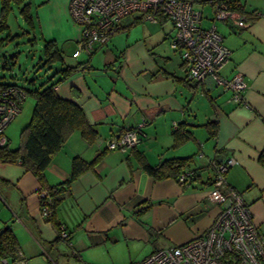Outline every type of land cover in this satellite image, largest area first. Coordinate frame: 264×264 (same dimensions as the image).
Returning a JSON list of instances; mask_svg holds the SVG:
<instances>
[{
    "label": "crops",
    "instance_id": "obj_1",
    "mask_svg": "<svg viewBox=\"0 0 264 264\" xmlns=\"http://www.w3.org/2000/svg\"><path fill=\"white\" fill-rule=\"evenodd\" d=\"M30 1L41 44L54 40L64 64H80L55 90L82 107L97 136L89 142L72 132L45 168L43 184L21 165L0 160V231L13 232L27 264H130L190 240L218 212L219 206L207 200L212 162L230 156L235 163L226 180L264 234V166L258 161L264 148V0H239L253 13H238V23L232 24L212 22L211 14L204 18L197 8L208 22L204 27L214 24L230 49L220 74H242L246 104L233 101L221 87L203 92L201 84L185 80L179 53L170 45L172 26L163 27L169 20L160 24L139 13L127 15L107 42L72 56L79 27L71 20L70 0ZM199 4L213 11L210 3ZM165 39L170 54L159 46ZM208 121L216 123L213 134L205 127ZM141 122L143 136L135 146L107 147L124 128ZM177 130L184 136L178 142ZM186 156L192 158L189 169L198 173L186 187L173 177H152L139 159L154 165ZM74 157L93 163L60 191L51 216L42 215L37 192L65 181ZM59 224L71 245L59 238ZM12 263L13 256L0 257V264Z\"/></svg>",
    "mask_w": 264,
    "mask_h": 264
},
{
    "label": "built area",
    "instance_id": "obj_2",
    "mask_svg": "<svg viewBox=\"0 0 264 264\" xmlns=\"http://www.w3.org/2000/svg\"><path fill=\"white\" fill-rule=\"evenodd\" d=\"M139 13L145 20L156 21V13L166 16L172 26L170 45L178 51L185 77L201 84L202 91L217 86L231 92V99L246 104V83L239 71L229 77L220 70L229 60L230 49L212 24L202 25L203 14L189 0H70L71 20L79 27L78 47L72 56L91 53L95 44H103L119 29V21ZM238 13L223 2L213 4L212 22L238 23ZM26 97L18 84L0 81V146L7 142L5 129L20 111ZM141 122L124 128L107 143L109 149L126 151L142 138ZM235 163L230 156L213 161L214 175L207 193L209 203L217 204L218 212L206 230L183 243L163 247L130 264H264V234L252 221L251 211L238 190L228 184L226 173ZM187 169L180 174L184 179ZM41 213L49 215L47 192H37ZM59 238L71 245L70 235L63 224L58 226ZM12 264H27L20 249L13 255Z\"/></svg>",
    "mask_w": 264,
    "mask_h": 264
},
{
    "label": "trees",
    "instance_id": "obj_3",
    "mask_svg": "<svg viewBox=\"0 0 264 264\" xmlns=\"http://www.w3.org/2000/svg\"><path fill=\"white\" fill-rule=\"evenodd\" d=\"M189 1L191 3H210L211 5L215 2H223L230 10L239 14L249 16L253 13V11H247L239 0ZM13 4L19 7V13L28 26L34 28L30 0H0V31L7 28L6 15L11 10ZM140 18H142V15H140ZM166 20L168 18L161 12L156 13V22L162 24ZM251 20H253V17ZM42 53V64L44 66H48V69H51L53 64H56L58 67L51 76L47 77L41 83L37 84L33 80H30V84L33 85L31 89L21 86L26 94H30L33 97L31 115L20 131L19 144L14 148L9 147L7 142L0 146V160L21 165L43 184L45 168L72 132L79 131L87 141L91 142L96 138L97 131L94 125L88 121L79 104L71 99L59 96L55 90V85L74 70L78 69L80 64H64L62 49L54 40L43 42ZM56 74L60 76L58 79L53 80ZM185 80L190 81L186 77ZM205 127L209 133L213 134L217 126L216 123L208 121L205 123ZM183 137V133L178 130L175 131L177 142ZM139 159L141 167L156 179L173 177L183 187L197 180V169H189L188 167L192 159L190 156L164 159L154 165L149 164L141 157ZM258 161L264 166V148L259 152ZM92 163L93 161H85L80 157H74L72 159L69 177L65 181L47 187L46 192L50 199L48 216H51V213L62 198L60 191L65 190L78 173L84 168L91 166ZM186 169L188 174L185 175L184 179L180 180V174ZM17 249L16 237L9 228L5 227L0 231V257L13 256Z\"/></svg>",
    "mask_w": 264,
    "mask_h": 264
},
{
    "label": "rangeland",
    "instance_id": "obj_4",
    "mask_svg": "<svg viewBox=\"0 0 264 264\" xmlns=\"http://www.w3.org/2000/svg\"><path fill=\"white\" fill-rule=\"evenodd\" d=\"M193 5L203 11L204 18L207 17L205 14L213 16L209 5L204 6L197 2H194ZM216 23L219 24V21L217 20ZM6 24L7 28L0 31V81L14 82L24 88L31 89L33 85L30 84V80L37 84L41 83L51 76L58 66L53 64V67L48 69V66L42 64V44L37 27L34 25L35 28L32 29L28 26L19 13L18 6L14 4L11 6V10L6 15ZM202 25L207 26V20H202ZM163 27L165 31L171 28L170 23H166ZM159 46L163 47L167 53H171L169 40L165 39L159 42ZM32 106L33 97L26 94L20 111L5 129L9 147L14 148L19 144L20 131L29 120Z\"/></svg>",
    "mask_w": 264,
    "mask_h": 264
}]
</instances>
